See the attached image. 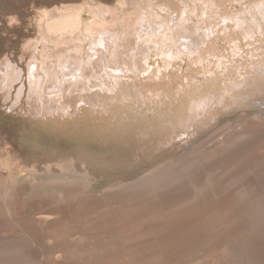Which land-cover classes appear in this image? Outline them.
<instances>
[{
    "label": "bare ground",
    "instance_id": "bare-ground-1",
    "mask_svg": "<svg viewBox=\"0 0 264 264\" xmlns=\"http://www.w3.org/2000/svg\"><path fill=\"white\" fill-rule=\"evenodd\" d=\"M225 1L146 0L140 2L142 7L136 13L84 4L46 13L38 22L36 38L27 40L29 52L22 60L24 65L9 57L2 64L4 100H14L15 106L25 98L28 111L36 116H65L85 105L106 111L108 104L117 101L126 104L144 96L151 99L149 95L162 99L167 90L164 92L158 80H164V74L179 59L200 54L204 46L209 52L217 51L218 45L211 43L217 33L215 20L223 21L226 30V24L234 23L249 44L264 33V0L250 1L232 14L227 12ZM194 15L211 19V24H193ZM233 38L231 34L229 41ZM234 50L243 52L236 40ZM152 54L162 58V63L152 65ZM254 55L259 57V53ZM224 63L221 60L217 66L223 68ZM251 68L253 72H239L231 90L218 92L220 98L216 93L218 80L211 79L205 87L196 83V90L162 102L161 114L157 115L170 120L178 114L184 116L191 98L188 107L192 117L187 120L198 121L208 109L225 103L232 92L257 87L262 94L264 57ZM247 96L252 98L249 93L240 99ZM253 118V124L245 123L228 138L215 142L212 150L164 160L102 195H82L81 189L89 186L86 176L76 182L63 176L52 179L47 173L49 181L45 179L41 187L59 185L45 187L43 192L51 189L53 205L61 213L54 226L66 223L72 230L57 231V238L66 240L79 232L87 238L84 243L82 238H75L76 243L72 239L74 245L59 239L57 247L62 252L57 259L62 260L55 264H264V109ZM187 120L167 127L166 137L182 129ZM51 169L48 165L47 171ZM21 173L19 168L0 166L1 210L6 221L34 189L33 180L18 181ZM58 206L63 209L58 210ZM92 219L100 223L97 232L90 227ZM105 219L110 220L108 224L102 221ZM46 221L49 219L43 218L40 224ZM18 229L10 222L0 231L6 250L16 248ZM26 242L28 239H22L23 245ZM17 249L9 264H35L23 249Z\"/></svg>",
    "mask_w": 264,
    "mask_h": 264
},
{
    "label": "rangeland",
    "instance_id": "rangeland-1",
    "mask_svg": "<svg viewBox=\"0 0 264 264\" xmlns=\"http://www.w3.org/2000/svg\"><path fill=\"white\" fill-rule=\"evenodd\" d=\"M144 1L146 0H0V73L2 64L8 57L24 65L22 60L29 52L27 40L36 38L38 22L46 13L61 11L72 6L81 8L84 4L104 5L121 12L136 13L142 7L140 2ZM250 1L258 0H244L243 4L238 0H226L224 4L227 12L232 14L245 8ZM132 6L134 8H130ZM216 22L217 33L212 37L211 43L218 45L217 51L209 52L208 47L204 46L200 54L184 55L179 59L170 72L164 74V80H158L165 89L164 92L167 90V95L162 96V99H158V96L155 99L149 95L151 99L144 96L142 100H134L128 102L129 104L117 101L108 104L106 111L85 105L79 110L75 109L71 115L56 114L47 117L31 114L28 111V104L24 102L25 98L22 103L12 106L14 100H4V93L0 87V166L21 169L24 174L18 175V181L22 182L28 178L31 182L33 180L31 185H34V189L22 198L20 210L14 212L13 217L9 215V221H6L1 210L4 199L0 192L2 215L0 231L10 225V222H14L19 228L18 233L20 232V237L17 236L18 239L14 241L16 248L13 250H6L4 241L0 238V264H9L13 252L18 247L23 249L25 256L35 264H55L62 260V258L57 259L62 252L60 247H57L59 239L71 245H74L75 238H82L81 243L87 241L86 236L80 232L66 240L57 238V231L62 232L61 230L64 229L71 233L72 230L66 223L54 226L55 220L61 213L56 212L57 205H53V193L50 191L59 185L47 183L42 186L43 189L40 185L45 179L50 178L49 176L52 179L63 176L68 181L76 182H82L86 176L89 186L83 187L81 191L82 195L90 198L104 193L115 184L137 179L164 160L193 151H210L221 139H226L234 131L243 128L245 123L255 122L254 115L264 109V83L261 85L262 94L257 87L255 91H249L250 88L244 87L240 92H232L227 96L225 103L216 104L214 108L208 109L198 121L193 118L188 121L192 117L188 107L191 98L185 107L186 114L184 116L178 114L180 120L159 117L161 113L158 110L162 108V102H167L171 96L184 95L189 93V90L190 92L196 90V83L205 87L208 81L216 79L217 94L231 90L232 81L241 74L239 72L245 74L248 69V72L252 71L253 64L264 57V33L259 34L257 39L251 40L252 44H249L243 38L242 30L234 23L226 24L228 28L226 30L223 21L215 20ZM192 23L206 26L211 24V19H200L199 16L194 15ZM231 34H234L233 42L229 41ZM235 40L242 46L241 54L234 50ZM256 53H259V57L254 55ZM150 60L152 65L162 63V58L156 54H152ZM221 60L225 62L223 68L217 66ZM166 76L170 78L167 77L166 80ZM249 93L252 94V98L247 96L240 99V96ZM220 94L217 95L218 98ZM92 99L96 102L94 96ZM8 106L13 110L9 111ZM158 117L160 119L156 120ZM181 120L188 122L183 123L182 129L179 128L172 137H166L167 127L177 126ZM48 165H51L53 173L47 171ZM2 179L3 174H0V181ZM48 181L49 179L46 182ZM45 187L51 188L45 193L48 195L43 193ZM54 206H56L55 210H53ZM61 209L63 207L58 206V210ZM43 218H48L49 221L41 225L40 220ZM102 221L108 224L110 220ZM145 223L143 222L140 227ZM98 224L100 223L91 220L90 227L93 232L99 230ZM118 225L119 223H114L115 228L119 227ZM24 238L28 239L25 245L22 244ZM18 251L19 249L16 252Z\"/></svg>",
    "mask_w": 264,
    "mask_h": 264
},
{
    "label": "water",
    "instance_id": "water-1",
    "mask_svg": "<svg viewBox=\"0 0 264 264\" xmlns=\"http://www.w3.org/2000/svg\"><path fill=\"white\" fill-rule=\"evenodd\" d=\"M9 109V106L7 107ZM13 109H9V111H12Z\"/></svg>",
    "mask_w": 264,
    "mask_h": 264
}]
</instances>
